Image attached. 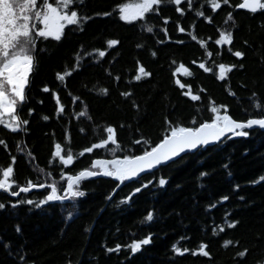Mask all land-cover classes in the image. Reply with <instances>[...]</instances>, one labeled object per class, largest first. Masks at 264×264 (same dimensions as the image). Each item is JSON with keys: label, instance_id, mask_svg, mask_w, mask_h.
Masks as SVG:
<instances>
[{"label": "trees", "instance_id": "1", "mask_svg": "<svg viewBox=\"0 0 264 264\" xmlns=\"http://www.w3.org/2000/svg\"><path fill=\"white\" fill-rule=\"evenodd\" d=\"M128 2L76 0L79 15L89 19L66 26L59 41L37 40L26 100L17 110L29 123L18 131L0 124V140L5 141L0 169L12 166L18 185L55 182L65 195L62 174L91 168L97 158L139 155L149 145L134 142L143 137L154 146L168 129L165 118L191 126L194 116L199 122L210 119L213 102L227 105L237 120L264 115V10L252 13L236 7L242 0L227 5L221 0L215 11L208 0H191V7L188 0L179 5L163 0L158 11L126 22L117 5ZM221 30L232 32L231 45L215 44ZM110 39L118 43L109 46ZM237 50L245 55L235 57ZM200 63L211 71L201 69ZM221 63L236 66L223 80L218 78ZM181 65L192 75H185ZM140 67L150 75L137 81ZM57 73L67 75L59 80ZM185 92L199 99L193 101ZM57 96L62 112L57 111ZM109 125L121 150L113 154L110 143L80 155L107 138ZM246 131L249 135H230L122 184L106 176L83 179L79 187L85 195L75 199L36 207L49 189L18 197L0 191V203L6 205L0 209V264H264V180L253 183L264 177V129ZM57 143L63 154L73 153V164L64 166L52 155ZM202 172L207 175L202 177ZM160 178L167 181L164 186ZM222 196L228 199L221 201ZM29 199L34 204L23 203ZM17 200L22 203L13 207ZM150 211L153 219L148 221ZM232 221L238 223L230 228ZM149 235L151 242L132 253L128 246ZM117 244L119 251H107ZM174 244L189 251L177 254ZM202 244L208 256L198 251ZM245 250L243 257L238 255Z\"/></svg>", "mask_w": 264, "mask_h": 264}, {"label": "snow or ice", "instance_id": "2", "mask_svg": "<svg viewBox=\"0 0 264 264\" xmlns=\"http://www.w3.org/2000/svg\"><path fill=\"white\" fill-rule=\"evenodd\" d=\"M163 0H131L128 3H122L117 5L119 9V17L126 22L137 21L142 19L153 11H158V7ZM170 2L179 5L181 0H170ZM191 7V0H188ZM211 5V9L215 11L221 8V0H208ZM229 0H223V4L227 5ZM76 0H0V124L5 125L11 131H18L22 125L29 123L26 119H21L17 113V110L26 100V88L28 86V77L35 64V48L37 46V40L40 38L48 39L53 38L57 41L61 40L66 26L79 25L83 21H87L89 17L80 16L76 8L74 7ZM240 9L250 10L252 13H256L258 10H264V0H243L242 3L236 5ZM178 12H182L180 7L176 9ZM108 15V13H104ZM198 16H204L203 12L198 11ZM165 18V23H167ZM206 20L211 22L210 17H205ZM228 19H232V13H228ZM146 30L151 33L153 28L146 26ZM183 32L184 29L180 28ZM166 33V30H165ZM196 39L195 36L192 37ZM233 41V34L231 31L221 30L219 32V38L216 39V45H231ZM118 43L115 39L107 41L109 46L116 45ZM246 43V42H245ZM200 44L203 46L204 41L201 40ZM139 47V45H138ZM231 50V49H229ZM100 56H104V52L101 51ZM234 56L237 58L243 57L245 54L242 51H235ZM155 55V53H153ZM210 56L211 53H208ZM195 63V61L193 62ZM184 70V74L187 76L192 73L184 67L180 66ZM199 67L206 72L211 69L206 68L204 63H200ZM219 79L223 80L227 74L236 67L235 65H226L224 63L219 64ZM239 67H243L240 65ZM179 71V69H178ZM67 73H57V79L64 80ZM150 73L143 67H140L138 74L134 77L135 80H141V77H147ZM179 83V81H177ZM183 87V85H181ZM49 91L47 86L43 89ZM104 92V89H101ZM235 96V93H229ZM127 96L129 93H123ZM184 95L191 96V100L196 101L199 99L198 95L185 92ZM256 94L253 93V96ZM58 105L57 111H64V106L60 104L59 97H56ZM255 107L259 108V102L255 104ZM32 109H29V114L32 113ZM199 111V110H197ZM210 113L212 114L210 119L199 122L197 117H193L190 121L191 126H185L181 123L173 124L165 118L168 124L166 134L159 142L154 146L151 142L143 137L141 140H136L134 143L139 145L143 142L145 145H149L139 155H114L112 159H94L91 163V168H84L74 175L62 174L61 178H66V186L63 188L65 195H60L57 184L53 182L50 185L43 183H34L28 180L25 185H18L14 179V168L8 166L0 169V191L9 193L13 197L19 196L20 193H27L33 188H46L47 195L35 204L36 207H40L48 202L62 201L69 198L75 199L83 197L85 192L80 190V183L83 179L95 177L97 175H103L106 177L114 178L119 181L120 184L126 180L137 177L140 173L155 168L162 163L178 158L182 153L192 152L198 148L205 147L210 143L219 142L221 138L227 137L228 134L233 136H247L249 135L246 129L253 127H260L264 129V115L258 117H250L245 121L234 119L228 112L227 105H215L210 107ZM84 113H81L83 115ZM7 117V118H6ZM44 120H48V116L43 117ZM107 138L99 140L98 143L92 144L90 147H86L80 153H92L94 149L104 148L110 143L114 147L110 151L115 154L118 150H121V146L115 137V129L109 125L106 127ZM5 144L4 140H0V145ZM54 157L59 158L60 162L64 166L73 164L74 155L71 151L67 154H63L61 145L57 143L55 145V151L52 154ZM13 163L15 157L12 158ZM207 173H201V176H206ZM264 180V177H259L257 181ZM164 178L159 179V185L164 186L166 184ZM148 183H151L149 181ZM117 184V188L120 186ZM14 185L18 187V191L14 189ZM147 187V184L141 185L133 189L132 193L125 196L122 202L129 201L133 195L139 193L142 188ZM235 187L239 188V185ZM115 192V189H113ZM111 199V197H109ZM221 201L228 199L227 196H222ZM241 199H243L241 197ZM22 201L17 200L12 206L15 207ZM29 205L34 204V201H23ZM6 207L5 203H0V209ZM215 205L210 204L209 208H214ZM71 216V214H69ZM153 219V213L150 211L147 214V220ZM238 221H232L228 224V227H235ZM16 231L20 232L19 225L16 227ZM223 231V229H221ZM151 242V235L145 237L142 240H134L130 248L132 253H136L143 245H147ZM227 243V242H226ZM8 248V245H4ZM120 245L117 244L115 249L108 248L107 251H119ZM205 245H201L198 251L204 256H208L209 253L205 251ZM173 251L177 254L183 255L188 252L189 249H181L176 244L173 245ZM245 251L239 252L238 255L243 257ZM193 255L197 253L192 252ZM21 260L24 257H20Z\"/></svg>", "mask_w": 264, "mask_h": 264}, {"label": "water", "instance_id": "3", "mask_svg": "<svg viewBox=\"0 0 264 264\" xmlns=\"http://www.w3.org/2000/svg\"><path fill=\"white\" fill-rule=\"evenodd\" d=\"M242 2H243V0H242ZM241 2V3H242ZM243 10H246V11H250V10H247V9H243ZM253 128H256V127H253ZM231 134H228L227 135V137L228 136H230ZM227 137H225V138H227ZM225 138H221V141L223 140V139H225ZM220 142V141H219ZM216 143H218V142H214V143H210L209 145H214V144H216ZM208 146V145H207ZM199 149V148H198ZM197 150V149H196ZM195 151V150H194ZM193 152V151H192ZM189 153V152H188ZM184 154H186V153H182L181 155H184ZM174 159H176V158H174ZM168 162H170V161H168ZM168 162H165V163H162L161 165H163V164H166V163H168ZM158 166H160V165H158ZM158 166H156V167H158ZM155 167V168H156ZM154 169V168H153ZM152 169H150V170H146V171H144V172H142V173H140L137 177H135V178H132V179H138V178H140L143 174H145V173H147V172H149V171H151ZM103 175H97V176H95V177H102ZM44 188H33L32 190H30L29 192H27V193H32V192H34V191H41V190H43ZM23 193V192H22ZM21 194V193H20ZM19 194V195H20ZM18 197V196H17Z\"/></svg>", "mask_w": 264, "mask_h": 264}, {"label": "rangeland", "instance_id": "4", "mask_svg": "<svg viewBox=\"0 0 264 264\" xmlns=\"http://www.w3.org/2000/svg\"><path fill=\"white\" fill-rule=\"evenodd\" d=\"M7 118V117H6Z\"/></svg>", "mask_w": 264, "mask_h": 264}]
</instances>
